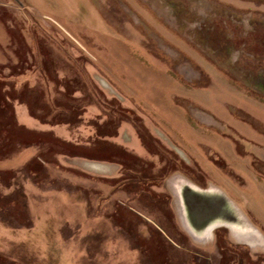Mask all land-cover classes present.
Wrapping results in <instances>:
<instances>
[{"label":"rangeland","instance_id":"1","mask_svg":"<svg viewBox=\"0 0 264 264\" xmlns=\"http://www.w3.org/2000/svg\"><path fill=\"white\" fill-rule=\"evenodd\" d=\"M0 264H264V0H0Z\"/></svg>","mask_w":264,"mask_h":264},{"label":"water","instance_id":"2","mask_svg":"<svg viewBox=\"0 0 264 264\" xmlns=\"http://www.w3.org/2000/svg\"><path fill=\"white\" fill-rule=\"evenodd\" d=\"M186 185V189L188 190V194L190 196L189 202L187 201V203L191 207L190 212L193 217L196 215H200L203 219L206 220L205 222H212L211 220L213 218L222 219L227 217L230 218V216H233L231 215V213L235 210L231 205H229L227 200H223L224 202L222 203L219 201L214 203L213 201H209L208 199L210 194L208 189H200L190 183ZM243 218L246 221L244 215Z\"/></svg>","mask_w":264,"mask_h":264},{"label":"flooded vegetation","instance_id":"3","mask_svg":"<svg viewBox=\"0 0 264 264\" xmlns=\"http://www.w3.org/2000/svg\"><path fill=\"white\" fill-rule=\"evenodd\" d=\"M254 157H255V155H254ZM255 159L256 160H252V162H258V163H260L259 158L255 157ZM186 190H187L186 187H182V188L180 187L177 190L178 197L183 200V203L184 204L187 201L189 202V199L186 197V196H189V194H188V192ZM209 193H211V191H209ZM233 220H236V219L234 218ZM234 223H236V225H234L235 228H237L238 226H240L242 232L248 234V236L250 237L249 240L251 242L255 241L256 243H259L260 238H259L258 234H256V232H254L253 230H251L249 228V226H248L247 223L246 224H242L241 222L239 223L238 220L234 221ZM206 225L207 224H205L202 220L201 221L200 220H197V219L192 220V228L190 230H191L192 235L196 239H198L199 241H204L207 238V235H206L207 234V229L205 227ZM222 228L223 229H227L226 226H224V225L222 226ZM214 238L216 239V241H220L221 242V244H222L221 246L222 247L225 246L226 248H227L228 243H231L232 242V240H230L229 236H227V233H225L224 235H218V234L216 235V234H214ZM249 245L254 246L256 244H254V242H253L252 244H249Z\"/></svg>","mask_w":264,"mask_h":264},{"label":"crops","instance_id":"4","mask_svg":"<svg viewBox=\"0 0 264 264\" xmlns=\"http://www.w3.org/2000/svg\"><path fill=\"white\" fill-rule=\"evenodd\" d=\"M187 188V187H186ZM182 202V201H181ZM179 204V203H178ZM184 205H186V206H188V203L186 202ZM179 209L182 211V213H184L185 214V211H187L184 207H182V205H180L179 204ZM187 215V216H186ZM186 217H185V221L187 222V225H188V227H189V229H191L192 228V220H194V219H197V220H202L205 224H207L205 227H206V229L208 228V226H210L211 225V223L212 222H209V221H207V222H205L206 220L205 219H203L202 218V216H200V215H196V216H192L191 214L189 215V212L187 211V213H186Z\"/></svg>","mask_w":264,"mask_h":264}]
</instances>
